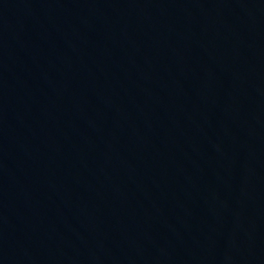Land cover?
Here are the masks:
<instances>
[{
	"label": "water",
	"instance_id": "95a60500",
	"mask_svg": "<svg viewBox=\"0 0 264 264\" xmlns=\"http://www.w3.org/2000/svg\"><path fill=\"white\" fill-rule=\"evenodd\" d=\"M0 264H264V0H0Z\"/></svg>",
	"mask_w": 264,
	"mask_h": 264
}]
</instances>
